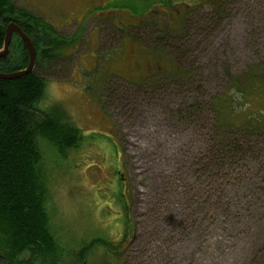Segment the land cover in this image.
<instances>
[{"label": "rangeland", "instance_id": "rangeland-1", "mask_svg": "<svg viewBox=\"0 0 264 264\" xmlns=\"http://www.w3.org/2000/svg\"><path fill=\"white\" fill-rule=\"evenodd\" d=\"M160 1L143 10L145 0H13L76 38L36 65L49 103L85 136L65 159L46 151L52 225L73 249L97 237L120 243L128 217L132 237L109 264H264V136L242 134L250 152L235 161L215 147L224 125H264V77L255 79L264 0H228L210 27L208 4L183 25V11ZM104 252L89 264H103ZM15 264L41 263L25 252Z\"/></svg>", "mask_w": 264, "mask_h": 264}, {"label": "trees", "instance_id": "trees-1", "mask_svg": "<svg viewBox=\"0 0 264 264\" xmlns=\"http://www.w3.org/2000/svg\"><path fill=\"white\" fill-rule=\"evenodd\" d=\"M143 3V10L152 5L150 0ZM159 4L173 8L177 14L183 11V25L194 8L208 4L212 12L206 25L210 27L222 17L220 11L228 7V0H161ZM11 23L17 24L32 41L37 63L59 59L61 51L76 42L75 37L63 39L57 35L46 20L16 7L13 0H0V50L4 48L5 30ZM16 38L24 52L20 54L19 65H14L11 59L12 39L8 55L0 58L1 73L21 71L28 66L27 48L20 37ZM255 73V79L262 85L264 75L259 71ZM46 82L36 68L20 79L0 80V259L15 264L22 254L31 252L41 264H68L70 261L89 264L94 250L102 247L108 256L103 264H109L112 257L124 255L123 246L132 237L134 230L128 217L129 225L120 243L112 244L97 237L73 249L61 242L52 225V192L46 151L53 150L57 157L65 159L68 152L82 146L85 136L73 125L61 105L49 103ZM263 87L259 90L260 98L264 97ZM228 119L222 116L223 121ZM260 123L255 117L246 122L238 119L223 126L222 142L215 145L216 149L221 145L225 148L227 158L223 157L222 162L226 159L235 161L238 156L250 152V142L242 134L255 131L264 136V125ZM215 147L210 152L214 153ZM123 151L125 153V147ZM124 208L129 210L127 201Z\"/></svg>", "mask_w": 264, "mask_h": 264}, {"label": "water", "instance_id": "water-1", "mask_svg": "<svg viewBox=\"0 0 264 264\" xmlns=\"http://www.w3.org/2000/svg\"><path fill=\"white\" fill-rule=\"evenodd\" d=\"M5 32H6V38H5L4 48H3L4 50L0 51V58H4L8 55L10 43L12 40V36L14 34H17L20 36L29 54V63L26 69L13 72V73H8V74L0 72V80L14 81V80L20 79L24 76L31 74L35 70L36 65H37L36 50L30 38L22 31V29L17 24L15 23L9 24Z\"/></svg>", "mask_w": 264, "mask_h": 264}, {"label": "flooded vegetation", "instance_id": "flooded-vegetation-1", "mask_svg": "<svg viewBox=\"0 0 264 264\" xmlns=\"http://www.w3.org/2000/svg\"><path fill=\"white\" fill-rule=\"evenodd\" d=\"M16 37H20V36L17 35V34H14V35L12 36V39H14V38H16Z\"/></svg>", "mask_w": 264, "mask_h": 264}]
</instances>
